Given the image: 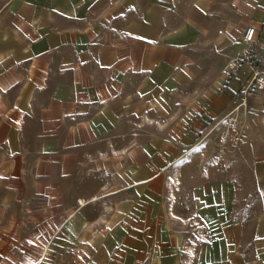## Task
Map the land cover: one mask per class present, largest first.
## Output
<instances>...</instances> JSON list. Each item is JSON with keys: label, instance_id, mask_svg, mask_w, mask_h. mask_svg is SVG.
Instances as JSON below:
<instances>
[{"label": "crops", "instance_id": "obj_1", "mask_svg": "<svg viewBox=\"0 0 264 264\" xmlns=\"http://www.w3.org/2000/svg\"><path fill=\"white\" fill-rule=\"evenodd\" d=\"M64 4L0 0L1 224L14 218L15 199L37 205L38 223L49 219H41L45 207L61 221L73 205L77 170L88 160L135 154L141 179L143 118L194 132L230 112L243 98L251 66L242 59L229 77L222 69L241 57L248 26L255 27L251 56L264 62V0ZM244 63L248 75L234 83ZM247 108L242 146L264 142V89L248 97ZM262 149L250 156L264 191ZM3 228L0 236H9Z\"/></svg>", "mask_w": 264, "mask_h": 264}, {"label": "rangeland", "instance_id": "obj_2", "mask_svg": "<svg viewBox=\"0 0 264 264\" xmlns=\"http://www.w3.org/2000/svg\"><path fill=\"white\" fill-rule=\"evenodd\" d=\"M248 70L240 65L234 83ZM225 116L194 132L143 118L142 178L135 154L88 160L59 222L51 207L41 217L50 220L34 221L37 205L15 199L14 220L0 223L10 234L0 236V264H264V191L250 156L264 142L242 146L249 108L238 134Z\"/></svg>", "mask_w": 264, "mask_h": 264}, {"label": "built area", "instance_id": "obj_3", "mask_svg": "<svg viewBox=\"0 0 264 264\" xmlns=\"http://www.w3.org/2000/svg\"><path fill=\"white\" fill-rule=\"evenodd\" d=\"M254 32L255 27L252 25L245 28L242 34V41L245 47L241 57H234L232 63H228L222 69V73L229 77L239 67V63L242 59L248 61L251 66L250 76L242 88V100L225 116L229 119V128L234 131L235 134H238L243 126L242 118H244V114L246 113L248 97L264 89V62L256 63L251 56L252 43L254 42Z\"/></svg>", "mask_w": 264, "mask_h": 264}, {"label": "bare ground", "instance_id": "obj_4", "mask_svg": "<svg viewBox=\"0 0 264 264\" xmlns=\"http://www.w3.org/2000/svg\"><path fill=\"white\" fill-rule=\"evenodd\" d=\"M174 206V205H173ZM103 218V217H102Z\"/></svg>", "mask_w": 264, "mask_h": 264}]
</instances>
